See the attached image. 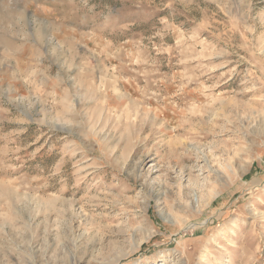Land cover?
Wrapping results in <instances>:
<instances>
[{
	"label": "rangeland",
	"instance_id": "1",
	"mask_svg": "<svg viewBox=\"0 0 264 264\" xmlns=\"http://www.w3.org/2000/svg\"><path fill=\"white\" fill-rule=\"evenodd\" d=\"M0 264H264V0H0Z\"/></svg>",
	"mask_w": 264,
	"mask_h": 264
}]
</instances>
